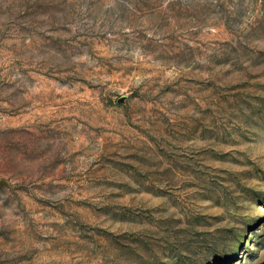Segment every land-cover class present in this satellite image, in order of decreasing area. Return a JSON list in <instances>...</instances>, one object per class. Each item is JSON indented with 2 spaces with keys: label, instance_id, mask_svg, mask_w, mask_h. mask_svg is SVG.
Masks as SVG:
<instances>
[{
  "label": "rangeland",
  "instance_id": "374dc122",
  "mask_svg": "<svg viewBox=\"0 0 264 264\" xmlns=\"http://www.w3.org/2000/svg\"><path fill=\"white\" fill-rule=\"evenodd\" d=\"M0 264H264V0H0Z\"/></svg>",
  "mask_w": 264,
  "mask_h": 264
}]
</instances>
